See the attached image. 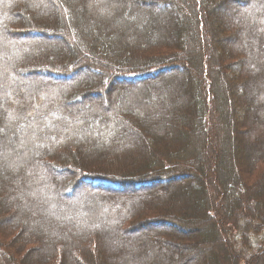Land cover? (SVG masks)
Here are the masks:
<instances>
[{"label": "trees", "instance_id": "trees-1", "mask_svg": "<svg viewBox=\"0 0 264 264\" xmlns=\"http://www.w3.org/2000/svg\"><path fill=\"white\" fill-rule=\"evenodd\" d=\"M15 231L30 254L0 240V264H264V0H0Z\"/></svg>", "mask_w": 264, "mask_h": 264}, {"label": "rangeland", "instance_id": "rangeland-1", "mask_svg": "<svg viewBox=\"0 0 264 264\" xmlns=\"http://www.w3.org/2000/svg\"><path fill=\"white\" fill-rule=\"evenodd\" d=\"M122 1V0H121ZM119 2V1H118ZM233 7H237V8H242L243 6L242 5H240V4H238V3H233ZM237 8H231V10H230V12H229V14H232L233 13V11H235ZM91 14L95 17L97 14V12H96V9L95 8H91ZM131 13H129V14H126V10L125 11H123L122 13H115V15L114 16H112V19L114 18V22H116V21H119V19H120V16L121 17H131V18H133L131 15H130ZM228 14V15H229ZM223 18H220V19H218L217 18V20H223L224 19V15L222 16ZM131 25H132V23H128V22H125V23H122L121 24V26H120V28H121V30H126V32H127V36L128 37H130L131 35H132V29H131ZM222 34H228V33H226L223 29H222ZM224 40H221V38L220 39H218L217 40V43H218V51H222L223 50V52H224V55L222 56V58H223V60H224V62H231L232 63V67L234 66V67H236V64L238 63V62H236V61H234V59H237L236 58V55H234V54H232V53H228V52H226V47L224 46V42H223ZM227 66L228 67H230V65L227 63ZM38 76V75H37ZM28 77V76H27ZM32 79V81H34L33 79H34V77H33V75H31V76H29V79ZM242 80V75L240 76V75H238L237 74V76H236V82H237V84L240 82ZM44 81V80H43ZM179 81V83H182V80L180 79V80H178ZM31 83H33V82H31ZM36 83V82H35ZM57 86H59L58 84H56V87ZM55 87V88H56ZM145 86H139L138 88H129V87H125V86H115V87H113L114 88V90H115V88L117 89H119V90H121V89H126V88H129V89H131L132 90V93H134V94H137V95H134L133 97L134 98H136V100H140V98L139 97H142V98H145L147 95H146V90H145V88H144ZM179 91H181L180 89H179ZM104 92L107 94V97L109 96V94H110V92H108L107 93V90L105 91L104 90ZM129 94H131V92H129ZM150 95H151V93H149ZM148 96L150 99H152V96ZM137 96H139V97H137ZM88 99H86L84 102H85V104L88 102L87 101ZM104 100V97L103 98H99V99H97V101H99V102H102ZM243 104V103H242ZM243 117V115L240 113V110H238L237 112H236V120L237 121H241V119H243L242 118ZM240 128H243V127H240ZM146 140H148V142L150 143V145H152V144H157V143H162V142H159L160 141V139H158V137L157 136H154L153 134H150L149 133V130H148V132H146ZM24 142V141H23ZM20 143H18L17 142V144L16 143H14V142H12V143H10V145H9V148H6L5 149V147H4V152H2V154L3 155H5V158L4 159H7V160H10V161H12V158H11V156H15V157H21V159L24 161V160H26L27 161V159H26V157H27V155H24L23 156V154H22V152H23V146H20L19 145ZM241 144V143H240ZM225 148H227L226 147V141L224 142V145H223V149L221 150L222 152H223V154H222V156H226V151H224V150H226ZM135 150H137V149H135ZM7 151V152H6ZM165 154H166V157H168L169 156V154L171 153V150H168V149H166L165 148ZM6 153V154H5ZM162 154V153H161ZM144 157H147V155H145ZM23 165L24 164H20V171H21V173L22 172H24V167H23ZM10 228V227H9ZM142 230H144V231H147L148 230V228H143ZM134 233V232H133ZM137 233V232H136ZM13 234H15V237H13L14 235ZM13 235V236H12ZM17 235H18V233H17V231H15V232H12V233H5V232H1V234H0V240L4 243V245H6L7 246V249H8V251L10 252V253H13V254H15L17 257H18V260L20 259V260H25L26 261V259H27V255H29L30 253L28 252V246H30V244H32V243H28V244H26V243H16V242H14V240L17 238ZM33 246L34 245H32V248H33ZM87 250V249H86ZM87 252H89V251H87ZM190 254H192L193 256H194V258H196L199 254H200V252H196V251H190L189 252ZM29 257V256H28ZM23 258V259H22ZM17 264H20L19 262H16ZM42 264H46V263H44V262H42ZM47 264H50V263H47ZM57 264V263H56Z\"/></svg>", "mask_w": 264, "mask_h": 264}]
</instances>
